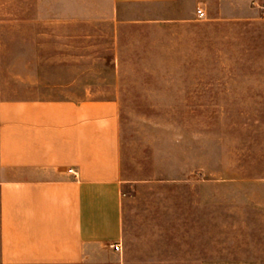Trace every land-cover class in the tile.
<instances>
[{"label":"rangeland","instance_id":"374dc122","mask_svg":"<svg viewBox=\"0 0 264 264\" xmlns=\"http://www.w3.org/2000/svg\"><path fill=\"white\" fill-rule=\"evenodd\" d=\"M205 1L129 4L116 27L110 0H0V101L118 100L129 222L177 221L180 190L221 222L216 180L264 178V13Z\"/></svg>","mask_w":264,"mask_h":264},{"label":"crops","instance_id":"0c3cea01","mask_svg":"<svg viewBox=\"0 0 264 264\" xmlns=\"http://www.w3.org/2000/svg\"><path fill=\"white\" fill-rule=\"evenodd\" d=\"M110 1L104 19L117 27L139 21L122 16L126 5L178 0ZM243 1L264 13V0ZM134 181L123 174L116 98L1 100L0 264H264V178L216 180L233 187L210 192L221 222H203L201 193L189 191L187 207L184 190L177 221L129 222Z\"/></svg>","mask_w":264,"mask_h":264},{"label":"built area","instance_id":"2783aa9c","mask_svg":"<svg viewBox=\"0 0 264 264\" xmlns=\"http://www.w3.org/2000/svg\"><path fill=\"white\" fill-rule=\"evenodd\" d=\"M196 14H197V17H198V18H202V17L205 16V11H204L201 7H197V8H196ZM113 247H114L116 250H118V251H120V249H121L120 244H114Z\"/></svg>","mask_w":264,"mask_h":264}]
</instances>
